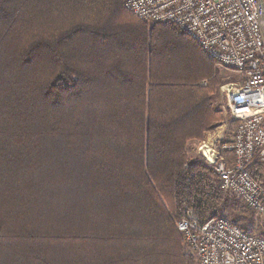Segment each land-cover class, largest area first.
Instances as JSON below:
<instances>
[{"label": "trees", "instance_id": "1", "mask_svg": "<svg viewBox=\"0 0 264 264\" xmlns=\"http://www.w3.org/2000/svg\"><path fill=\"white\" fill-rule=\"evenodd\" d=\"M123 4L0 0V264H196L183 205L221 216L187 153L222 121L220 69Z\"/></svg>", "mask_w": 264, "mask_h": 264}, {"label": "built area", "instance_id": "2", "mask_svg": "<svg viewBox=\"0 0 264 264\" xmlns=\"http://www.w3.org/2000/svg\"><path fill=\"white\" fill-rule=\"evenodd\" d=\"M123 5L142 21L177 26L219 68L238 76L221 87L232 132L205 137L197 151L213 168L220 190L252 211L264 230V184L250 172L257 165L264 174V0H124ZM177 219L196 264H264V235L225 216L203 220L192 202Z\"/></svg>", "mask_w": 264, "mask_h": 264}, {"label": "rangeland", "instance_id": "3", "mask_svg": "<svg viewBox=\"0 0 264 264\" xmlns=\"http://www.w3.org/2000/svg\"><path fill=\"white\" fill-rule=\"evenodd\" d=\"M149 24H154V23H149ZM219 69H220L221 80L223 81L218 86V91L216 92L214 100H215V107H218L219 110L221 111L222 121L213 130H209L205 132L202 139L193 140L192 142L188 143L187 153L190 158L203 159L202 156H199L200 154H198L197 151V146L199 141L211 135H215V136L218 135L220 138H225L232 132L234 128V122L229 117L225 109L224 104L226 102V96L224 91L221 89V87L223 86V84H225L228 81L238 80V76L236 74L234 75V72L230 70L223 68H219ZM222 196L224 197L225 200H222L223 207H222V212L219 215L225 216L231 221L234 220L235 223H237L239 226L241 225L242 227H246L247 231L249 232L255 234H264V230L260 224V220L258 219L257 216H255V214L252 211L246 208L244 204H242L239 200L234 198L233 195L223 192Z\"/></svg>", "mask_w": 264, "mask_h": 264}]
</instances>
